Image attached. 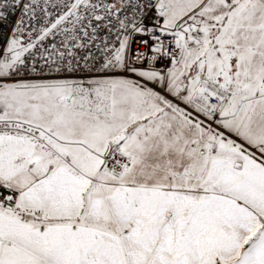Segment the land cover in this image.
Returning a JSON list of instances; mask_svg holds the SVG:
<instances>
[{
    "label": "snow or ice",
    "instance_id": "obj_1",
    "mask_svg": "<svg viewBox=\"0 0 264 264\" xmlns=\"http://www.w3.org/2000/svg\"><path fill=\"white\" fill-rule=\"evenodd\" d=\"M0 264H264V0H0Z\"/></svg>",
    "mask_w": 264,
    "mask_h": 264
}]
</instances>
